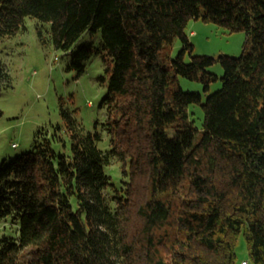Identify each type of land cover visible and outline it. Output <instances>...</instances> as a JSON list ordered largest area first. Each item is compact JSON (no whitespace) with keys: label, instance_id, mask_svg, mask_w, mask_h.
Masks as SVG:
<instances>
[{"label":"trees","instance_id":"16d2710c","mask_svg":"<svg viewBox=\"0 0 264 264\" xmlns=\"http://www.w3.org/2000/svg\"><path fill=\"white\" fill-rule=\"evenodd\" d=\"M27 16L43 45L71 52L69 67L102 57L111 146L61 104L63 125L1 164L0 220L13 216L19 232L0 239V264H236L242 232L264 264V0H0V37ZM194 18L247 36L241 55L219 56L223 86L205 101L178 78L206 90L218 78L207 70L214 57L183 58ZM88 30L101 32L99 46L73 48ZM7 76L0 63V89ZM192 104L203 107L201 128ZM63 133L70 152L53 147L67 145Z\"/></svg>","mask_w":264,"mask_h":264},{"label":"rangeland","instance_id":"374dc122","mask_svg":"<svg viewBox=\"0 0 264 264\" xmlns=\"http://www.w3.org/2000/svg\"><path fill=\"white\" fill-rule=\"evenodd\" d=\"M40 22L36 17L25 18V28L15 35L0 37V63L8 76L0 89V166L23 152L32 149L35 134L39 130L53 132L56 125H63L61 104L81 120L85 130L97 129L102 140L99 146L108 149L111 146L110 135L106 130L107 109L102 100L108 95L105 76L106 65L99 54L85 60V68L78 71L69 67L71 52L55 48L50 43L43 45L38 38ZM48 27V25H47ZM192 50L184 54L185 61L192 55H208L216 61L208 67V71L218 78L210 82L208 90L204 82L179 75L181 87L185 91L199 92L203 101L223 86L224 70L219 56L238 57L242 54L246 42L244 31H230L224 26L203 19H191L186 31ZM101 32L86 31L73 48L82 44L99 46ZM183 43L176 39L170 48V58L178 55ZM191 117L195 126L201 128L204 121V110L200 104L190 105ZM67 145L55 142L57 150L70 152V138L63 133ZM113 181H120L121 171L118 164L107 167ZM135 192L142 196L145 192V180L140 175H133ZM19 223L13 216L0 220V239L2 236L17 237ZM244 233H240L236 245L237 263L250 259L248 241Z\"/></svg>","mask_w":264,"mask_h":264},{"label":"built area","instance_id":"2783aa9c","mask_svg":"<svg viewBox=\"0 0 264 264\" xmlns=\"http://www.w3.org/2000/svg\"><path fill=\"white\" fill-rule=\"evenodd\" d=\"M248 262L247 261H243V263L242 264H247Z\"/></svg>","mask_w":264,"mask_h":264},{"label":"crops","instance_id":"0c3cea01","mask_svg":"<svg viewBox=\"0 0 264 264\" xmlns=\"http://www.w3.org/2000/svg\"><path fill=\"white\" fill-rule=\"evenodd\" d=\"M243 261H246V260H245V259H243V260H242V262H241V264L243 263ZM247 264H249V262H248Z\"/></svg>","mask_w":264,"mask_h":264}]
</instances>
